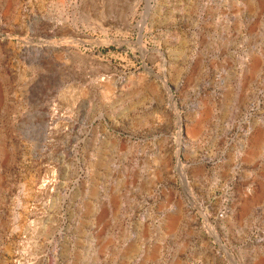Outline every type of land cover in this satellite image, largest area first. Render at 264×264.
Masks as SVG:
<instances>
[{
	"label": "rangeland",
	"instance_id": "obj_1",
	"mask_svg": "<svg viewBox=\"0 0 264 264\" xmlns=\"http://www.w3.org/2000/svg\"><path fill=\"white\" fill-rule=\"evenodd\" d=\"M0 264H264V0H0Z\"/></svg>",
	"mask_w": 264,
	"mask_h": 264
}]
</instances>
